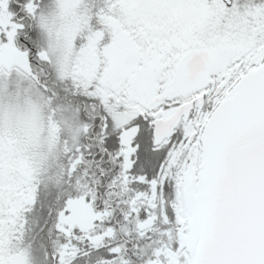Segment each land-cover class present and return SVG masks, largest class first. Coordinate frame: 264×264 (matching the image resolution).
Segmentation results:
<instances>
[{
  "label": "snow or ice",
  "instance_id": "snow-or-ice-1",
  "mask_svg": "<svg viewBox=\"0 0 264 264\" xmlns=\"http://www.w3.org/2000/svg\"><path fill=\"white\" fill-rule=\"evenodd\" d=\"M35 4L0 0V73L7 55L48 78ZM84 19L63 162L0 136V264H264V0H90Z\"/></svg>",
  "mask_w": 264,
  "mask_h": 264
},
{
  "label": "rangeland",
  "instance_id": "rangeland-1",
  "mask_svg": "<svg viewBox=\"0 0 264 264\" xmlns=\"http://www.w3.org/2000/svg\"><path fill=\"white\" fill-rule=\"evenodd\" d=\"M51 1L53 12L47 9L39 11L34 20L37 24V46L41 50L49 42L57 48L55 56L56 60L62 59V64L58 62V66L61 80H64L74 76L69 75L70 71L74 74L82 71L79 36L86 27V21L85 10L80 4L86 0ZM89 6L88 1L83 4L85 9ZM41 52L46 59L45 53ZM50 62L49 65H52L53 61ZM52 67L56 69V66ZM39 78L35 73L25 75L18 71L5 55V70L0 73V136L6 150L17 153V158L21 155L25 159L35 157L43 167L55 170V164L63 162L65 150L71 145L69 140L76 120L72 108L62 101L58 102V97L56 99L52 93L44 94L46 90L42 87L45 83H53L57 90V83H61L43 79L41 83L44 85H39Z\"/></svg>",
  "mask_w": 264,
  "mask_h": 264
},
{
  "label": "trees",
  "instance_id": "trees-1",
  "mask_svg": "<svg viewBox=\"0 0 264 264\" xmlns=\"http://www.w3.org/2000/svg\"><path fill=\"white\" fill-rule=\"evenodd\" d=\"M89 2L90 3V0H86L85 2ZM85 2H83V3H81L80 4V7H81V9H83V10H85V8L83 7V4L85 3ZM41 3H43V6L41 5ZM40 5V6H39ZM35 8L37 9L36 10V12H35V15H34V19H33V21H32V24H33V27H34V29L36 30V23H34V20H36V14L39 12V11H42V10H44V9H47V10H50V13L51 12H53L52 10H51V8H52V1L51 0H36V4H35ZM43 8V9H42ZM48 15V14H47ZM67 19H69V17L68 18H65V20H67ZM49 34H51L50 32H49ZM50 39H51V37H50ZM47 48V49H46ZM56 48V47H55ZM54 48V45H50V43L48 42L47 43V47H45V48H41V51H43L44 53H45V55H46V63L44 64V68L48 71V73H49V76H48V80H51V81H58V82H61L62 80H61V73H59V66H58V62L59 63H61L62 64V59H59L58 58V60H56V56H55V50L57 49H55ZM47 50H48V52H49V54H47ZM50 61H53V64L52 65H49V64H51V62ZM56 66V69L54 68V69H52L53 67L52 66ZM71 67V66H70ZM68 68H69V66H68ZM68 68H66L67 70H69ZM71 70V69H70ZM71 72V73H70ZM69 72V75H75L74 73H72V71H70ZM70 78H72V76H69V77H67L66 79H70ZM44 78L43 77H41V78H39V81H38V84L39 85H44V84H42L41 83V80H43ZM38 84H36L35 83V85H37L38 86ZM45 84H47V90H46V92L44 93V94H47L48 92H49V94L51 95V93L54 95V97L57 99V97H58V102L59 101H62V102H64L65 104H67L70 108H72L73 109V111H74V109H75V107H76V101L71 97V96H68V95H66V94H64V93H62V92H60V88L62 87V86H60L61 84H59V83H57V84H55V85H57L58 86V90L56 89V86H54L53 85V83H51V82H47V83H45ZM42 88H45L44 86L42 87ZM51 90V91H50ZM54 90H55V92H54ZM59 93H60V95H59ZM40 96H41V94H40ZM70 130H72V129H70ZM69 130V131H70ZM73 132V131H72ZM72 132H70V133H72ZM69 142L71 143V145H72V143H73V135L72 136H70V140H69ZM71 145H68V147H70ZM56 165V164H55ZM55 167V166H54Z\"/></svg>",
  "mask_w": 264,
  "mask_h": 264
}]
</instances>
